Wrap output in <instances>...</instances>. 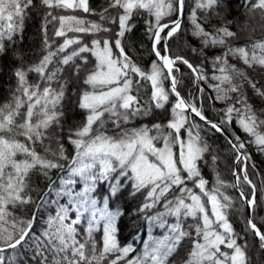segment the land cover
Masks as SVG:
<instances>
[{
    "label": "snow or ice",
    "instance_id": "snow-or-ice-1",
    "mask_svg": "<svg viewBox=\"0 0 264 264\" xmlns=\"http://www.w3.org/2000/svg\"><path fill=\"white\" fill-rule=\"evenodd\" d=\"M220 2L221 0H196L195 7L189 14L191 35L200 40L202 49L223 48L229 39L239 38L228 27L231 21L214 27L211 32L199 22L197 10L208 12ZM40 5L48 9L41 25L45 54L38 63L27 69L18 67L14 70L17 84L12 98L0 105V264H5L2 255L5 249L14 250L26 242L36 216L34 212L32 219H23L15 216L12 210L29 204H36L39 208L40 203L52 192L57 196H69L71 207L61 205L56 215L49 217L48 227L43 233L46 243H38L35 252V255L41 257L40 264H93V261L102 260L110 253H119L111 261V264H117L127 257L132 251L131 246L121 248L116 238V222L121 212L119 209L111 210L108 206L110 196H115L122 188L121 178H125V182H131V195L146 191L144 203L137 209L138 212L146 213L157 205L162 206L163 211L145 218L149 224L166 229L162 239L146 242L142 257L130 260L127 264H167L169 257L186 238L191 240V250L184 264H248L245 252L247 245L237 243L240 237L227 219L231 199L224 196L219 187L208 189L207 181L201 176L197 161L203 159L209 146L201 140L198 131L195 134L192 132V128H199V125L189 124L186 112L190 109L191 113L217 132H223V129L220 124L208 121L200 109L180 96L177 92L178 80L173 75L174 65L177 62L185 64L191 69L196 81L206 77L201 68L193 66L184 57L161 55L157 47L161 40L166 43L180 30L185 0H109L108 8L100 12L90 8L89 0H40ZM31 7L33 0H0V53L5 52V40L13 41L22 32L27 10ZM245 7L249 12L264 10V0H256L250 7L246 0ZM52 9L68 14L54 15ZM109 9L122 10L118 11L119 31L114 42L118 52L115 53L110 38L98 35L111 31L104 26V21L116 23L117 18L107 14ZM77 11L98 15L100 21H89L72 14ZM137 14H147L155 20L154 24L149 23L148 30L154 38L152 51L157 61L152 63L148 73L131 60L122 46V38L131 30L128 22ZM174 14L175 20L167 24L161 23L163 18ZM56 22L58 27L54 29V36L64 39L53 51L48 39V25ZM165 29L168 31L162 36ZM69 33L91 34L95 38L89 46L83 44L79 36L70 37ZM73 45L78 47L61 55ZM202 49L193 48L192 51L196 53ZM165 51H168L167 47ZM83 53H90L94 58L91 68H87L91 61ZM229 56L238 58L250 68L264 67V40H254L238 47L227 46L222 55L214 57L212 62L215 72L212 79L218 83L211 85L216 91V99L220 101H226L231 98V93H237L235 103L224 109L225 118L221 120V124L231 123L235 118L241 130L253 138L248 142L264 151V132L259 130L264 125V120L257 117L246 96L241 94L243 81L246 80L259 96L264 97V91L257 88L245 72L229 64ZM55 57L59 59L54 63ZM77 59L81 63L77 64ZM63 66L72 67L70 76L62 78ZM82 70L86 73L82 83L87 87L78 93V107L87 115L80 126L68 129V143L74 148V154L69 159L60 142L63 133L62 118L65 115L62 102L73 78L79 80ZM30 72L38 74L37 83L29 82L27 77ZM135 76L140 79H134ZM236 78H242L240 84L235 83ZM165 80L171 82L169 89L164 87ZM146 82L151 85L148 106L140 103L138 95ZM54 83L58 87H53ZM133 92L137 94L134 95ZM170 95L176 96V102L171 109L172 119L166 125L157 123L151 128L123 127L135 117L148 115L151 105L156 109L163 108ZM237 104L240 105L239 108L236 107ZM109 122L117 130L115 134L109 135L106 131L105 125ZM185 125H188L187 140L180 135ZM54 126L57 131L50 132ZM153 131L155 135L151 134ZM45 141L48 144L41 154L36 151L35 146L44 145ZM53 141L56 148L52 147ZM229 143L238 153L237 162L242 156L244 160L249 159L241 152L245 143L238 136L235 137V142L229 140ZM158 144L161 146H157ZM176 146L179 147L178 157L174 152ZM212 159L215 162L216 157ZM62 161H67V164ZM66 168L68 176L57 177L60 187L54 188L55 181L51 171L59 169L63 172ZM34 171H38L49 181L47 190L39 195L40 203L31 195L32 191H36L31 183ZM114 173L118 175H113ZM75 176L85 181V188L83 192L74 195L68 186L75 183L72 179ZM243 179L251 186L252 194L249 199L241 192V198L244 205L255 212L256 186L248 179L246 171ZM112 180L116 183L109 184L110 196L104 197L103 207H98L97 200L90 194L95 191L98 181ZM188 181L199 189V193L187 186ZM239 183L240 177L237 175V183L232 186L238 187ZM217 185H222L219 179ZM70 211L76 213L71 220ZM167 217L174 218V222L168 223ZM188 218L195 223L185 227ZM82 220L87 221V226L81 237L77 226ZM247 225L259 238L260 249L264 250V233L257 228L251 217L247 219ZM101 226L103 247L97 255L94 233ZM221 246L226 250L222 251ZM8 264H14L12 258H9Z\"/></svg>",
    "mask_w": 264,
    "mask_h": 264
},
{
    "label": "trees",
    "instance_id": "trees-1",
    "mask_svg": "<svg viewBox=\"0 0 264 264\" xmlns=\"http://www.w3.org/2000/svg\"><path fill=\"white\" fill-rule=\"evenodd\" d=\"M108 3L109 0H89L90 8L95 12H100L104 8H108ZM248 3L250 7L251 4L256 3V0H248ZM195 4L196 0H185L181 28L173 37L167 40L166 44L169 56L184 57L192 63L193 66L201 68L203 75L206 77L205 79L196 81L191 69L185 64L177 62L174 65L173 71V75L178 80L177 91L186 99V101L194 104L200 109L207 119L218 121L221 124V120L225 118L224 109L228 105L235 103L237 93H231V98L226 101L216 99V91L211 87V85L218 83L212 79L215 72L212 62L213 58L222 55L227 46L238 47L251 43L254 40H264V10L255 9L254 11L249 12L245 7L246 0H221L217 7H214L208 12L197 10L199 22L207 31L211 32L214 27H219L227 21H231L232 23L229 24L228 27L233 32H236L239 37L229 39L228 44L223 48L209 47L202 49L200 40L191 35L192 24L189 20V14L195 7ZM46 11H48V9L40 5V0H33V7L27 10L22 32L17 34L13 41H4L5 52L0 53V105H3L12 98V93L17 84L14 70L18 67L27 69L30 65L38 63L45 54L44 34L41 30V25ZM118 11L122 10H108L107 14L109 16H115L117 18L116 23L104 21V26L110 28L111 31L98 34L101 37L110 38L114 53L118 52V50L115 49L114 43L116 33L119 31ZM52 12L54 15L68 14L61 13L56 9H52ZM72 14L83 17L89 21H100L98 15H91L83 13L82 11H77ZM175 17V14L171 17H165L162 19L161 23L170 21ZM49 19L51 18L49 17ZM150 22L154 24L155 20L147 14L134 15L128 22L131 30L127 31L122 38V46L126 54L146 73L150 72L152 63L157 61V57L152 51L153 37L148 30ZM55 27H58V22L48 25V39L52 44L53 51H55L59 44L63 43L64 39L63 37L54 36ZM166 30L167 29L161 33L162 36H164ZM68 35L70 37L79 36L82 43L88 44L89 46L91 45L92 39L95 38L91 34L83 33H69ZM76 47H78V45H73L66 53L61 55L71 52L73 48ZM157 47L159 51L163 53L164 40H161ZM193 48L198 50L202 49V51L193 53ZM82 55L89 57L91 63L87 65V68H91L92 64H94V58L91 57L90 53H83ZM58 59L59 57H55L54 63L58 61ZM227 59L229 64L235 65L236 68L245 72L247 77L256 84V87L264 91V67L253 66L250 68L238 58L229 56ZM76 63L79 64L81 61L77 59ZM51 67L52 65H50V68ZM63 67L64 72L62 78L70 76L74 65L72 67ZM176 69H178V71ZM85 74V71L82 70L79 80L73 78V82L66 90L65 100L62 102L65 115L62 118L63 133L60 142L64 145L66 155L69 159H71L74 154V148L68 143V129H75L80 126L85 121L87 115L84 110L78 107V93L87 87L82 83ZM27 78L32 84L39 81V76L35 72L28 73ZM134 79L140 78L135 76ZM241 80L242 78H236L235 83L240 84ZM53 87H58V85L54 83ZM164 87L166 89L170 88L168 80L164 81ZM201 89H203L202 92ZM133 94L136 95L137 93L133 92ZM241 94L246 96L247 102L252 105L257 117L264 120V97L257 95L255 90L246 80L243 81ZM138 95L140 97V103L148 106V101L151 96L150 82L144 83L140 88ZM174 104L175 96L170 95L168 102L165 103L163 108L156 109L154 105H151V111L148 115L135 117L129 123L123 125V127L131 129L147 126L151 128L153 124L157 123L166 125L172 119L171 109ZM236 107L239 108L240 105L237 104ZM25 110L26 109H22V111ZM186 114L189 115V124L199 125V128H192V132L195 134L198 131L201 140L209 146V151L203 154V159L197 161L201 176L207 181L206 187L208 189L219 187V191L224 196H228L231 199V208L228 209L227 219L232 225L234 232L240 237L237 240V243L247 245L245 252L248 257V264H264V254L260 249L259 243L253 232L248 229L244 203L235 187L232 186L234 185L232 180L234 162L238 153L233 149L232 145L221 132L212 129L210 125L190 115L188 112H186ZM221 125L234 139L238 136L240 140L245 143V148L242 149V153L247 155L249 159L244 160L242 158L237 164L238 176L240 177L239 186L243 189L247 197L251 196L252 188L249 184L245 183L243 179L246 171L248 179L256 186L257 206L255 212H252V218L260 231L264 233V151H260L255 144L248 142L253 138L241 130L237 125L235 118L231 123L225 122ZM187 127L188 125H185L180 132L181 138L184 140H187L188 138ZM105 129L109 135L115 134L117 131L110 122L106 123ZM259 130L264 132V125H262ZM49 131L56 132L57 129L54 126ZM151 134L155 135V132L153 131ZM47 144L48 141H45L44 145L37 144L35 146L36 151L43 154L44 146ZM157 146L161 145L158 144ZM52 147H57L55 141L52 142ZM178 149V146L174 148L177 157L179 155ZM214 156L216 157L215 162H213L212 159ZM62 163L67 164V161H62ZM243 165L244 169H242ZM113 175H118V173H114ZM51 176L55 181L54 188L59 189L60 181L57 177H67V168L63 172L59 169H53L51 171ZM75 179L76 182L74 183V189L72 190L74 195L79 193L83 188V184H85V181L83 180V183H81L77 176ZM217 179L222 182V185H217ZM31 183L36 189V191L31 192V195L38 203H40L39 195H42L43 192L47 190L49 181L40 175L38 171H34L31 174ZM110 183H116V181H98L95 185V191L90 194L93 199L97 200L98 205L104 204V197L110 196ZM120 183L122 184L121 190L115 196H110L108 206L111 210L119 209L121 212V215L116 222V238L121 248L130 245L132 251L128 253L127 257L119 260L117 264H127L128 261L143 256L146 244L144 240L148 235L158 237L165 233L164 228H161L156 224H149L145 218L146 216L155 215L157 212L163 211L164 209L161 205H157L146 213L138 212L137 209L144 203V197L147 194L146 191L142 190L133 196L130 194L132 192L131 182H125V178H121ZM187 186L193 188L195 192L199 193V189L195 188L191 181L187 182ZM61 205L71 207L70 199H68L66 195L57 196L55 192H52L44 202L40 203L39 208H37L36 204H29L19 206L12 210L15 216L23 219H32V214L34 212L36 213V216L33 228L29 236L26 238V242L14 250L5 249L2 253L5 264H8L9 258H12L14 264H40L41 257L35 255L37 244L41 241L46 243V241H44L43 233L48 227L47 222L49 217H54L56 215L58 208ZM75 216L76 213L74 211L69 212L70 220L74 219ZM167 222L173 223L174 218L167 217ZM194 223L195 221L188 218L185 227ZM86 226V220H82L81 224L77 226L81 237L84 235V229ZM102 236L103 230L101 226L100 230L94 233V238L97 241V255H99V252L103 247ZM221 249L222 251L226 250L223 246H221ZM190 250L191 240L186 238L182 241L177 251L169 257L167 264H184L185 260L188 258ZM45 254L47 255V253ZM90 254L89 251V255ZM118 255L119 253H110L102 260L93 261V264H111V261L115 260ZM49 259H51V257H49Z\"/></svg>",
    "mask_w": 264,
    "mask_h": 264
},
{
    "label": "water",
    "instance_id": "water-1",
    "mask_svg": "<svg viewBox=\"0 0 264 264\" xmlns=\"http://www.w3.org/2000/svg\"><path fill=\"white\" fill-rule=\"evenodd\" d=\"M176 19V17L174 18V19H172V20H175ZM172 20H170V21H172ZM182 20V19H181ZM170 21H166V22H163L162 24H167V23H170ZM167 31H168V29L165 31V33H164V36L166 35V33H167ZM153 40H154V38L152 39V45H153ZM167 47V44L165 43V41H164V51H163V53H161V55H165V54H167V55H169V52L167 51H165V48ZM167 49H168V47H167ZM166 71V70H165ZM169 81V85H170V80H168ZM178 92V91H177ZM181 96V95H180ZM182 97V96H181ZM183 98V97H182ZM184 99V98H183ZM185 100V99H184ZM187 112L190 114V115H192V116H194V117H196V118H198V119H200L199 117H197V116H195V114H193V113H191V111H190V109H188L187 110ZM208 121H212V122H214V123H217V124H220L219 122H217V121H214V120H209V119H207ZM205 122V121H204ZM220 126H221V128L223 129V132H221L224 136H226V138L228 139V140H232L233 142H235V140L233 139V137L230 135V133L220 124ZM241 152H242V150H241ZM237 158V157H236ZM243 158V156L241 157V159ZM237 164H238V162H237V159H235V162H234V169H233V176H232V180H233V184L235 185L236 183H237V175H239L238 174V168H237ZM242 169H244V165H243V167H242ZM234 173H236V175H234ZM235 189H236V191L239 193V195H240V197H241V192H243L244 193V191H243V189L240 187V186H238V187H235ZM245 194V193H244ZM246 195V194H245ZM249 199H251V196L250 197H248ZM242 199V198H241ZM242 201H243V199H242ZM244 203V202H243ZM245 206V214H246V220L249 218V217H251L252 218V211H251V209L250 208H248L246 205H244ZM253 219V218H252ZM253 223H255L254 222V220H253ZM258 228V227H257ZM259 229V228H258ZM260 230V229H259ZM253 234H254V232H253ZM254 236H255V234H254ZM255 238H256V240L258 241V243H259V246H260V241H259V238L258 237H256L255 236ZM262 252H263V254H264V250H262Z\"/></svg>",
    "mask_w": 264,
    "mask_h": 264
},
{
    "label": "rangeland",
    "instance_id": "rangeland-1",
    "mask_svg": "<svg viewBox=\"0 0 264 264\" xmlns=\"http://www.w3.org/2000/svg\"><path fill=\"white\" fill-rule=\"evenodd\" d=\"M178 154H179V149H178ZM76 177V176H75ZM75 177H73L72 179L76 182V179H75ZM77 178H78V180L81 182V183H83V180L80 178V177H78L77 176ZM80 178V179H79ZM70 189H71V191L74 189V183L73 184H71V185H69L68 186ZM84 188H85V184H83V188L80 190V192H83L84 191ZM79 192V193H80ZM72 193H73V191H72ZM68 197V199H70L69 198V196H67ZM104 206V204H102V205H98V207H103ZM164 232H166V229L164 228ZM165 234V233H164ZM164 234H162L161 236H158V237H154L153 235H148L146 238H145V242H152V241H154V240H159V239H162L163 238V236H164Z\"/></svg>",
    "mask_w": 264,
    "mask_h": 264
},
{
    "label": "bare ground",
    "instance_id": "bare-ground-1",
    "mask_svg": "<svg viewBox=\"0 0 264 264\" xmlns=\"http://www.w3.org/2000/svg\"><path fill=\"white\" fill-rule=\"evenodd\" d=\"M180 94V93H179ZM175 96V95H174ZM184 98V97H183ZM185 99V98H184ZM186 100V99H185ZM175 102H176V96H175ZM210 120V119H209ZM218 122V121H217ZM231 135V134H230ZM232 136V135H231ZM226 137V136H225ZM234 139V138H233ZM228 140V139H227ZM235 140V139H234ZM229 141V140H228Z\"/></svg>",
    "mask_w": 264,
    "mask_h": 264
}]
</instances>
